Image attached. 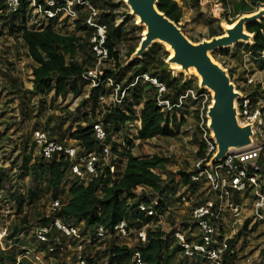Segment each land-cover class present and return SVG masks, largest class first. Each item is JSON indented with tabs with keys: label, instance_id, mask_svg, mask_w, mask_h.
<instances>
[{
	"label": "trees",
	"instance_id": "16d2710c",
	"mask_svg": "<svg viewBox=\"0 0 264 264\" xmlns=\"http://www.w3.org/2000/svg\"><path fill=\"white\" fill-rule=\"evenodd\" d=\"M19 1L20 10L17 14L8 13L7 16H0V21H3V24L9 27L11 35L19 34L27 51V56L34 63L32 69L34 89L46 95L53 92L55 96L62 98L70 90L73 96H78L82 88L89 85L88 82L81 78L83 73L94 65V58L89 46L93 29L83 25L85 15L78 14V19L74 21V28L70 34L56 32L53 28V22H50L43 29L35 30L34 27L28 28L26 26L27 13L30 11L32 1H34L35 5H43L44 0ZM89 1L94 7L102 11L100 22L107 26L105 46L109 51V59L114 63L113 69L117 70L104 71L103 76L100 78L102 84L91 88L87 101L83 102V105L91 103V110L77 119L75 129H72V127L68 129L67 138H64L65 136L60 133V128L56 131L55 128H50L46 125L42 131L47 134L50 140L59 144L65 143L67 139L75 142L85 153L95 152L100 155L101 147L92 133V124L99 121L106 132L104 144L110 146V153L116 155L117 159H111L109 165L100 166L97 176L92 177L87 186L82 185L78 179L73 180L67 191L68 199L63 202L55 217L51 219L43 217L38 222L39 227L48 226L54 218L59 219L65 225H69L72 222L82 223L81 230L83 235H91L98 227L113 232V226L121 221H125L130 228H142L150 223L151 219H145L140 214H137L135 208L140 203L147 205L149 200L147 197L138 196L137 190L139 188L149 189L156 195L161 196L168 188L163 186L164 181L162 180V175L166 173L164 169L167 163L166 160L156 156L135 157L131 152L133 142L130 140H127L122 149L118 151L117 143L111 141L112 137L125 129L128 122L137 119L140 121V129L135 139L139 140L140 143L152 139L174 138L178 128L184 123L183 119L177 118V112H182L183 105L180 108H174L170 116L164 114L156 105L152 87L140 82L126 90V97L121 108H115L110 111L99 109L98 96L104 91L103 83L105 80L111 78L114 84H119L122 89H126L133 84L137 76L147 74L151 77H156L167 88L168 94L166 97L171 100L172 104H177L178 98L184 96L190 90H196V96L206 94L205 90L198 89L195 78L184 80L182 76H172L171 71L168 70L165 64L167 53L160 44L152 45L141 59L132 61L120 70L118 47L122 42L134 39L128 38L129 33L124 30L125 23L115 26L113 12L119 8V5L111 4L110 0ZM183 1L157 0L156 7L159 12L163 13L178 26L182 17ZM220 1L225 8L228 7V0ZM262 7H264V0H240L232 3V15L234 17L249 15ZM106 10H109V12ZM2 12L7 13L5 7L0 3V13ZM128 19L126 17L125 22ZM19 20L21 25H15ZM218 32L217 30H211L209 37L222 35ZM246 32L253 34V43L251 45L239 43L235 46V49L247 52L250 58L258 64L257 71L264 72V60L260 58L264 54V20L247 25ZM136 47L137 45L129 49L127 57L134 53ZM213 54L227 55L228 52L225 49ZM76 82L79 83L76 85ZM252 96L254 94H251ZM140 104L141 110L137 117L136 109L137 105ZM196 119L198 120V116H196ZM73 123H76V119L73 120ZM194 141L197 144L195 159L196 161L202 160L204 158L205 144L201 140L194 139ZM35 149V145L32 144L31 151L23 157L22 164L18 168V171L23 174L19 177L29 175L33 178V182L37 184L34 187L35 191L29 190L31 200L33 199L32 196L41 193L38 184L43 182V178L46 183V192H50L51 198L56 200L63 193L64 189L62 186L66 181L70 163L62 156L58 159L54 157L47 162H44L40 156L32 160ZM260 165L264 177V153H262ZM190 173L177 172L175 175H171L169 184L172 187H182L187 188V190L196 189V185L189 180ZM11 197L15 198L14 195ZM165 207V201H159L155 206L158 211H163ZM18 232L19 230L15 229L9 237H15ZM56 233L55 229L51 230L47 235L51 241L42 246L47 252L48 246L53 247L55 249L53 254L58 253L61 248L57 244L54 245L52 241ZM162 236L163 233H160L159 230L148 229L147 242L145 244L138 243L134 246V248L139 250L145 264H170L174 251L169 252V241H163L161 239ZM239 236L240 233H238L237 238ZM63 241L64 238L61 237L60 242ZM102 243H106L108 264L129 263L131 251L117 237L112 235L99 243L98 246ZM61 246L64 247L62 243ZM11 248L0 252V264H3L4 261L15 264L17 256L23 252L16 249V246ZM97 258L95 256V259ZM95 259H90L89 255L86 257L89 264H97ZM59 264L67 263L61 262Z\"/></svg>",
	"mask_w": 264,
	"mask_h": 264
},
{
	"label": "rangeland",
	"instance_id": "374dc122",
	"mask_svg": "<svg viewBox=\"0 0 264 264\" xmlns=\"http://www.w3.org/2000/svg\"><path fill=\"white\" fill-rule=\"evenodd\" d=\"M240 0H228V7H224L220 0H184L182 3V17L178 27L183 34L192 43H200L211 39L209 37L211 30L219 31L223 34L221 26H232L239 17L232 15V3ZM45 2V0L43 1ZM113 5H119L114 11L115 24H124V30L129 33L128 38L134 40L122 42L118 51L120 54V70L127 66L131 59L127 57L129 49L139 45L142 34L145 31L140 26L138 19L131 16V11L124 4V0H110ZM109 12V10H106ZM7 16L8 13L2 12L0 16ZM129 19L125 22V18ZM0 21V252L12 249L22 250V254L17 256L20 264H59L65 262L74 264L76 257V242L69 238H64L59 233L55 234L57 245L61 248L59 252H47L42 245L38 244L35 237L38 222L48 214L49 206L52 201L51 193L46 192V183L39 185L41 193L30 198V191H35L37 185L33 182L31 176L19 177L22 172L18 168L22 164V159L31 151L32 135L35 131H42L48 125L50 128L61 129L60 133L67 138L68 129H75L77 119L85 113H89L92 104H84L90 94L91 87L86 85L82 88L78 96H73L72 91L68 90L65 97L49 95L38 92L33 86L32 69L34 63L27 56V51L19 37V34L11 35L9 27ZM15 25H21L17 21ZM31 18H27L26 26L30 28ZM65 33H72L73 30L66 24L62 27ZM62 33V30H59ZM253 36V34H251ZM254 37V36H253ZM138 39V40H136ZM138 43V44H137ZM195 43V44H196ZM253 38L250 39L251 45ZM247 45L246 43H243ZM170 55L167 48L161 45ZM136 47V49H137ZM135 49V50H136ZM227 55L213 54L212 59L217 62L227 72L234 89L237 93L244 95L252 93L257 88L258 83L264 82V72L257 71V63L250 58L249 54L241 49L230 47L226 49ZM264 60V58H261ZM172 66H168L172 76H182L184 80L195 78L197 87L199 80L191 71L189 74L177 71ZM114 63L110 62L100 66L104 71L113 69ZM251 77L255 82V87L246 85V76ZM79 82H76V85ZM108 89L107 86H105ZM199 89V87H198ZM187 99L183 102L182 112H177V118L183 119L184 123L178 128L174 138L152 139L145 142H133L131 152L135 157H159L167 161L164 166L165 174L162 175L163 186L167 190L159 196L149 189H138L137 195L147 197L153 205L159 201H165L166 207L162 211L163 218L159 227L166 230L168 225L178 223L186 219L191 209L198 202L203 201L207 196L204 186H197L194 190H187L182 187H172L169 184L171 175L177 172H191L196 161L195 153L197 144L194 139L200 141L202 136L198 130L199 122L196 119L202 106L211 105L212 94L205 91L206 97L196 96V90H190ZM193 96V98H192ZM111 100H107V105ZM99 109L105 110V105L98 104ZM141 104L137 105L136 115L139 116ZM76 119V123L73 120ZM130 122H128L129 124ZM62 125V126H61ZM60 126V127H59ZM131 124L128 126L130 128ZM126 136L122 133L121 137ZM117 138L116 141L122 139ZM67 144L73 142L65 140ZM39 157L37 149L34 150L32 160ZM32 163V162H31ZM75 180L69 173L63 184V193L56 199L61 203L68 199V188L71 182ZM15 196L12 198L11 196ZM246 214H249V202L246 203ZM24 221V222H23ZM80 231L82 223L72 222L70 224ZM18 229L15 237L9 236ZM82 232V230L80 231ZM240 233L237 239V259L235 264H257L259 258H262L264 264V224L256 222L251 225L250 218L243 222L242 227L235 232L234 236ZM61 237L64 238L60 242ZM239 240V241H238ZM102 242V241H101ZM100 242V243H101ZM132 246L136 245L135 239L126 241ZM61 243L64 247L61 246ZM95 244L91 248H86V254L95 259L98 264H107L106 243ZM170 247H174L169 243ZM94 247V249H93ZM91 250H89V249ZM175 251V250H174ZM90 252V253H89ZM38 257V260L35 257ZM3 264H12L6 261ZM170 264H182V258L176 251L171 257Z\"/></svg>",
	"mask_w": 264,
	"mask_h": 264
},
{
	"label": "built area",
	"instance_id": "2783aa9c",
	"mask_svg": "<svg viewBox=\"0 0 264 264\" xmlns=\"http://www.w3.org/2000/svg\"><path fill=\"white\" fill-rule=\"evenodd\" d=\"M7 13L17 14L20 10L19 0H0ZM84 14L83 25L93 29V35L89 40V46L94 58V65L83 73L82 79L89 83L91 88L102 84L100 78L104 74V69H100L103 64L110 63L109 51L105 46L107 40V26L100 22L101 10L94 7L89 0H45L43 5L30 4V11L27 18H31L30 27L35 30L47 27L53 22L56 32L62 30L66 24L73 30L74 21L78 19V14ZM118 24H115L117 26ZM264 58V54L260 56ZM246 76V85L255 86V82ZM137 82L147 84L152 87L156 105L161 112L170 116L174 108H180L187 99L190 91L178 98L177 104H172L166 97L168 90L156 77L142 74L134 79L133 84L122 89L121 85L114 84L111 78H107L103 83L104 91L98 96V104L105 105V109L110 111L121 108L126 97V90L133 87ZM260 86L252 93L240 94V98L235 100L237 119L240 126L251 127V145L240 149L230 150L225 157L214 164L212 158L217 152V146L212 133L208 129V119L206 117L208 105L202 106L198 114V130L204 142V158L195 162L193 171L189 175L191 183L197 186H204L208 196L198 202L191 209L189 216L172 225H168L166 230L159 227L163 218L162 211H158L152 203H140L136 206L135 212L145 219L150 218L151 222L140 229L130 228L125 221L115 224L113 232L98 227L90 235H83L74 226L65 225L59 219L54 220L46 227L36 229L35 237L39 245L48 244L51 239L47 235L51 230H56L64 238H69L76 242V257L74 264H89L86 260V248H91L97 243L110 238L112 235L120 241L134 238L136 244L147 242V230H159L163 233L161 239L168 240L174 247H170L169 252H178L182 258V264H235L237 257V235L235 232L242 227L243 222L250 218L251 225L256 222L264 224V177L262 175L261 156L264 153V82L258 83ZM108 89H106V87ZM251 94L254 96L251 97ZM206 97V95H201ZM193 98V96H192ZM111 104L107 105V100ZM137 116V115H136ZM138 117V116H137ZM131 124L130 128L128 126ZM140 129L139 119L131 121L111 141L117 143L118 151L122 149L127 140L134 142ZM92 133L101 147L100 155L95 152L85 153L75 142L72 144H59L50 140L43 131H35L32 135V144L35 145L38 155L44 161H50L54 157L61 156L70 163L68 173L82 185L87 186L92 177L97 176L100 166L109 165L110 160H116L117 156L110 153V146L105 145L106 132L101 122L92 124ZM122 133L126 136L121 137ZM122 139L116 141V139ZM140 142L139 140H137ZM111 167V166H110ZM247 202H249V214H246ZM63 203L54 200L50 203L47 216L51 219L59 212ZM113 233V234H112ZM0 238H3L0 236ZM56 245L55 237L52 239ZM239 241V240H238ZM131 251L128 264H145L139 250L128 242H123ZM54 248L48 246V252H54ZM90 259L92 257L89 256ZM38 260V257H35ZM15 264H20L16 261ZM98 264V263H97ZM108 264V263H107ZM262 264V261H257Z\"/></svg>",
	"mask_w": 264,
	"mask_h": 264
},
{
	"label": "water",
	"instance_id": "95a60500",
	"mask_svg": "<svg viewBox=\"0 0 264 264\" xmlns=\"http://www.w3.org/2000/svg\"><path fill=\"white\" fill-rule=\"evenodd\" d=\"M157 0H124L131 16L138 18L139 25L145 28L139 45L131 59H141L154 44L166 45L173 52L165 64L176 65L177 71L190 73L193 69L199 80V89L212 94L211 105L207 109L208 129L217 146V152L211 163L220 162L230 150H240L251 145V127L240 126L237 119L235 100L240 94L227 72L215 62L211 53L234 47L239 43H250L253 36L246 32V26L264 20V7L254 13L243 15L232 25H222L223 34L200 43H192L180 28L170 21L156 7Z\"/></svg>",
	"mask_w": 264,
	"mask_h": 264
},
{
	"label": "bare ground",
	"instance_id": "6f19581e",
	"mask_svg": "<svg viewBox=\"0 0 264 264\" xmlns=\"http://www.w3.org/2000/svg\"><path fill=\"white\" fill-rule=\"evenodd\" d=\"M138 19V18H137ZM139 21V20H138ZM145 34V31H144V33L142 34V35H144ZM164 47H166L167 48V50H168V52H170V55H169V57H172V55H173V52L170 50V48L168 47V46H166L165 44L163 45ZM170 66H172L171 68H173V69H175V70H178L179 69V67H177L176 65H170ZM191 71H193L192 73L194 74V75H196V73H195V71L193 70V69H190V72ZM208 124H209V120H208V122H207ZM212 136H213V134H212Z\"/></svg>",
	"mask_w": 264,
	"mask_h": 264
},
{
	"label": "crops",
	"instance_id": "0c3cea01",
	"mask_svg": "<svg viewBox=\"0 0 264 264\" xmlns=\"http://www.w3.org/2000/svg\"><path fill=\"white\" fill-rule=\"evenodd\" d=\"M261 260H262V258H259V259H258V261H261ZM263 263H264V262H263Z\"/></svg>",
	"mask_w": 264,
	"mask_h": 264
}]
</instances>
